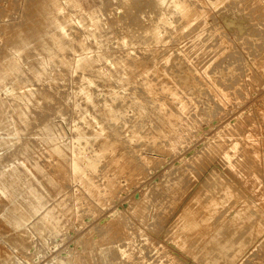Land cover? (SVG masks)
Returning a JSON list of instances; mask_svg holds the SVG:
<instances>
[{
	"label": "bare ground",
	"instance_id": "1",
	"mask_svg": "<svg viewBox=\"0 0 264 264\" xmlns=\"http://www.w3.org/2000/svg\"><path fill=\"white\" fill-rule=\"evenodd\" d=\"M116 1L117 3L112 4V0H19L21 22L8 24L10 25L7 26L8 28L0 25V133L4 132V135H0V149L5 152L12 150L11 153L8 152L9 155L5 154V157L11 160L19 156L22 158V161L17 163L20 166L15 164L16 167L11 169L7 168L8 163L6 166L0 160V264L28 263L27 251L32 248L31 242L34 236H39V241L43 243L50 237L58 238L65 226L61 222L63 215L70 212L74 218L83 217L82 211L85 208L79 211L82 207V198L75 196L78 190H82L97 206L105 207L104 203L108 204L106 199L114 200L118 192L125 189L124 183L122 185L118 183L120 177L129 182L126 184L127 187L134 188L135 194L129 197V204H133V210L130 208L132 212L128 208L121 213L119 211L122 207L118 206L113 209L116 211L112 215L109 214L110 212H105L109 217L99 218L97 225L95 221V225L93 222L91 224L93 226L87 230L84 229L85 226L80 228L78 235L75 233L79 230L75 232L72 229L75 232L73 241L68 233V238L65 236L67 240L72 241L71 247L65 251L61 249L64 251L61 257L55 256L60 253L55 250L56 254L50 264H103L110 251L117 253L119 260L120 257H124L130 259L133 264H144L143 253L140 257L137 255L139 261H134L137 256L133 257V253L136 252L132 250L137 239L131 241L132 236L128 230L134 228V226L131 228V223L127 221L131 215L139 219L141 224L136 225V231L144 237L146 247L156 249L160 264H179L180 258L172 248L181 252L190 264H229L248 246L232 264L246 253L244 258H247L255 243L260 241L259 244L264 246V239L261 240L264 224L257 211L259 202L257 205L250 201L248 192L233 179L232 174L223 165L216 162L208 168L206 166L205 170L200 158L203 154L196 153L194 160L188 159L191 160L189 162L191 164H185L186 169L181 165L177 170L175 166L172 167L173 170L171 168L167 170L166 174L169 175L178 172L180 168L179 174H175L176 177L163 186L162 192H158L157 189L152 194H147L148 188L147 190L144 189L145 187L141 188L143 185L140 180L143 178L145 180L149 175L148 170L161 165L162 158H166L169 154L180 157L179 165L188 163L182 154L177 156L185 143V138L193 137L197 132L202 133L200 127L203 124L208 129L210 122L216 119L218 112L226 106L224 104L235 95L241 98L242 95L245 97L249 94L247 82L243 84L238 82L243 67L235 63L249 57L239 54L238 49L242 48L245 41L242 40L243 43L239 44L241 41L237 42V40L245 34L243 31L245 20L252 22V29L257 31L256 33L260 31L256 26H264V0ZM104 9L107 11L106 19L102 16ZM148 10L149 18L145 19ZM206 15L211 16L215 28L219 26L221 27L219 29H222L221 39L213 40L220 41V46L222 43L226 44V47L224 46L226 50L229 47L231 49V46L233 49L230 52L224 50L226 53L222 52L224 55H219L218 59L215 57L217 59H214L215 62L206 57L209 59L201 64L203 59L198 57L197 63L194 60L195 56L193 60L200 65L198 67L191 61L189 54L190 52L192 54L196 48H186L188 46L182 44L193 35L204 39L207 33L204 32L203 36L200 33L204 30L203 20L207 19ZM73 23L78 26L73 27ZM73 28V32L68 31ZM208 35L211 36L209 33ZM259 43L256 42L258 44H255L256 50L253 49L258 52L253 54V57L252 54L250 56L254 62L248 61L250 67L253 65L256 69L253 80L257 82L264 80V40ZM250 44L252 47V42ZM245 46L250 52V47ZM198 48L201 50L205 46L201 45ZM237 54L240 56H236ZM232 65L240 66L242 72L237 71L238 67ZM245 80L249 79L245 78ZM59 81H62L64 86L70 84V88L59 91L57 88L62 86ZM4 95L5 99L2 97ZM202 96L207 97L202 101ZM249 106L251 107V104ZM239 115L233 116L231 121L233 129H229L230 132L217 134L221 140L216 139L219 142L214 143L215 146L212 147L214 149L210 152L220 154V157L225 159L227 167L229 166L231 171H236L248 183V152L245 149L250 145L248 144L250 128H246L250 119L248 120V112L245 114L247 116ZM73 116L78 118L79 123L72 121ZM66 117L70 134H67L62 125L55 121L56 118ZM31 135L37 138L34 143L43 145L47 157L54 160L49 163L52 169L50 172L44 169L46 166L43 167L33 160L36 158L33 157L36 145L31 144ZM192 140L194 142V137ZM1 156L2 159L3 155ZM5 157L4 159H7ZM26 161L31 163L34 173L30 170L31 167L30 169L24 167ZM250 166L251 169L252 165ZM194 167L200 177L193 173ZM188 172L191 175L187 179L185 174ZM35 173L38 175L36 176ZM38 176L41 178L38 179ZM101 176L106 181L104 186L101 184L103 188L97 182ZM186 179L190 183L183 190L182 196H178L184 188ZM251 183L253 188H257L261 181L254 177ZM69 187L76 188L73 192L67 193L72 191ZM50 194H55V197L62 195L63 198L53 201L49 206ZM66 194L71 196L69 198L71 203L67 204ZM146 194L168 200L165 208L168 203H175L169 220L170 229L161 233V238L167 241L166 246L157 245V240L153 241L143 228V225L149 222L151 224V221L146 223L147 220L155 218L152 214L154 211L149 216V213H145L147 208L149 209L148 203V207L144 206L143 209L142 202L145 204L146 198L149 197ZM154 198L152 201L156 202ZM83 206L87 208L85 204ZM87 209L89 211L90 207ZM160 209L159 213L162 210ZM92 211L96 212L94 209ZM116 215L122 218L121 221H115ZM70 217L72 216L67 218L71 223ZM90 217L93 216L90 214ZM251 221L253 223L248 230ZM87 223L85 225L88 227ZM127 225L131 226L128 228ZM155 225L157 226L156 223ZM81 229H84V232H81ZM69 233L73 232L69 231ZM135 237L138 238L137 234ZM70 240L67 244H70ZM206 243H210V246H204ZM34 247L36 249V246ZM63 247L65 249L66 245ZM150 250L152 252V249ZM141 251L139 249L137 252L140 254ZM244 258L238 264H241ZM113 259L110 257L108 261L116 262L117 259ZM121 260L124 264L125 259ZM120 261L118 263L122 264ZM128 262L130 264V261Z\"/></svg>",
	"mask_w": 264,
	"mask_h": 264
},
{
	"label": "rangeland",
	"instance_id": "2",
	"mask_svg": "<svg viewBox=\"0 0 264 264\" xmlns=\"http://www.w3.org/2000/svg\"><path fill=\"white\" fill-rule=\"evenodd\" d=\"M13 1V2H12ZM15 3V4H14ZM111 3V2H110ZM115 3H117V1L116 0H112V4H115ZM5 5V6H4ZM17 5V6H16ZM99 6V5H98ZM5 7V8H4ZM17 7V8H16ZM2 8V9H1ZM11 8V9H10ZM19 8V9H18ZM10 9V10H9ZM14 9V10H13ZM18 9V10H17ZM7 10V11H6ZM4 11V12H3ZM104 11V12H103ZM102 11V13H104V15H102L103 16V18H105L106 19V17H107V11H105V9ZM1 12H2V14H1ZM21 6H20V2H19V0H0V25H5V27L6 28H8L7 26H10V25H12V24H17V23H20L21 22V20H22V16H21ZM106 12V13H105ZM149 10L146 12L147 14H145V19H147V18H149ZM210 15V14H209ZM209 15L207 16H205V18H207V19H204L203 21L205 22V27H204V30H203V32L202 33H200V35L201 36H203L204 35V32L205 33H207L206 35H204V39H203V37H196V36H190L189 38H187L185 41H184V43L182 44V45H185V46H188V47H186V48H190V49H192V48H196V50L195 51H193V53L191 54V52L189 53L190 54V59H191V61L194 63V64H196L198 67H200V65L199 64H197L198 62V57L199 58H201V59H203L202 60V62H200L201 64L203 63V62H205L206 63V61H207V59H209V58H211L210 59V61H213V62H215L214 61V59L215 60H217L218 59V56L219 55H224L226 52H224V50L225 51H227V52H230L233 48H232V46H231V49H230V47L226 50V44H224V43H222L221 44V46H223V47H221L220 46V41H218V40H220L221 39V31H222V29H219V28H221V27H219V26H217V28H215L214 26H215V24H214V21H213V19L211 18V16L209 17ZM5 16V17H4ZM6 17L7 18H9V19H6ZM19 17V18H18ZM9 20V21H8ZM210 20V21H209ZM206 21H207V23H206ZM13 22V23H12ZM217 22H219V21H217ZM211 23V25H212V29H211V25H209ZM244 23H245V30H243L244 31V36H240V38H238L239 40H237V42L238 41H241V42H239V44L240 43H243V41L242 40H244L245 41V43H243L242 44V48H240L239 47V49H238V51L240 52H238L237 51V53H239L241 56L242 55H244L246 58H247V56L249 57V59L247 58V59H245L244 61H239V63H235V64H239L240 66H241V68L243 69H241V68H239L240 66H238V65H236L237 67H238V69H237V71H239V72H242L243 73V77H242V73H241V77H240V81H238L239 83L241 82V84H243L244 82H247V92L249 93L248 95L246 94V98L244 97V95H242V97H244V99L242 98H240V97H235L234 95H232V96H234L235 97V99H234V97L233 98H231L228 102H227V104H224V106L226 107H224L223 108V110L222 111H219L218 112V114H217V117H216V119H214L212 122H210L211 124L208 126V129H206L205 128V125H204V127H203V125H202V127H200V131L202 132V133H200V132H197L196 134H195V132H194V134L195 135H193V137H194V142H193V140H192V136L190 137V136H187L186 138H189V139H187L186 140V138H185V143L182 145V149H180L179 150V152L177 153V156L179 155V154H182L183 155V157L185 156V158L187 159V160H185L186 162L188 161V163H182V164H180L179 165V159H180V157L179 158H177V157H175V156H173V155H171V154H169V155H167V157L165 158H162V164L161 165H158V167H154L153 169H150V170H148V173H149V175L147 176V177H145L146 179L145 180H143V179H141L140 180V182H141V185H143L141 188H144L145 190H147V188H148V191H147V194L148 193H153L154 192V190L156 191L157 189H158V192H162V188H163V186L164 185H167L168 183H170L171 181L170 180H172L173 178H175L176 177V175L175 174H179L178 172H179V170H180V168H179V170H178V172H176V173H172V174H169V175H167L166 173H167V170H173V168L172 167H174L175 166V168H176V170H177V168H178V166L179 167H181V165H184V167H185V169H186V165L185 164H191V163H189V162H191V160H194L195 159V157L197 156V155H202L200 158L202 159H200L201 161H199V162H201V164H202V166L204 167V169L206 170L208 167H210L212 164H214V163H216V162H218V163H220L221 165H223V167L224 168H226V170L228 169L229 170V173H231L230 175L232 176V177H234L233 179L238 183V184H240L247 192H248V198L250 199V201L252 202V203H255V204H257L258 202V208H257V211L259 212V217H260V219H262L263 220V224H264V186H263V183H264V154H261V153H264V80L263 81H260V82H257V81H255V80H253L254 78H255V73H256V69L254 68V66L252 65L251 67H250V63L248 64V61H250V60H252V57H253V54H256V52H258V50L255 52L253 49H255L256 50V46H255V44H256V42L257 43H262L263 42V40H264V29L262 30V28H264V26H262V25H260V26H256L257 28H258V30H260L258 33H256L257 31H255V30H253L252 29V27H253V25L251 26V23L252 22H249V20L247 21V20H245L244 21ZM247 23H249V24H247ZM8 24H10V25H8ZM208 25H209V27H208ZM72 26V25H71ZM76 26H78V25H76L75 23H73V27H76ZM262 26V27H261ZM215 28V32H213L214 31V28ZM209 30H207V29ZM248 28H250V29H248ZM210 29H211V31H210ZM247 29V30H246ZM252 29V30H251ZM219 30V31H218ZM69 32L71 31V32H73L74 31V28L73 29H70V30H68ZM206 31H208V32H206ZM263 33H262V32ZM219 32H220V34H219ZM249 32V33H248ZM251 32V33H250ZM208 33L211 35V36H209L208 35ZM213 33V34H212ZM248 33V34H247ZM255 33V34H254ZM261 33V34H260ZM220 35V36H218V35ZM252 34V35H251ZM259 34V35H258ZM214 35V36H213ZM258 35V36H257ZM205 36H207V37H205ZM209 36V37H208ZM218 36V37H217ZM248 36H249V38H248ZM251 36V37H250ZM257 36V37H256ZM195 37V38H194ZM211 37V38H210ZM220 37V38H219ZM243 37V38H242ZM255 37V38H254ZM263 38V40H262V38ZM199 38V39H198ZM201 38V39H200ZM206 38H208L207 40L210 42V43H208V41L206 40ZM217 39L218 38V40H216V42H217V46L215 45V40H213V39ZM248 38V40L246 41V39ZM253 38V39H252ZM258 38L260 39V40H258ZM190 39V40H189ZM198 39V40H197ZM212 39V40H211ZM257 39V40H256ZM189 42H188V41ZM196 40V41H195ZM201 40V41H200ZM203 40V41H202ZM206 40V41H205ZM253 40V41H252ZM255 40V41H254ZM195 41V42H194ZM198 41V42H197ZM199 41H200V43H199ZM211 41H212V43H211ZM214 41V42H213ZM190 42H192V43H190ZM197 42V43H196ZM205 42V43H204ZM246 42H248L247 44H246ZM252 42V47H250V43ZM199 43V44H198ZM259 43V44H260ZM192 44H193V46H192ZM198 44V47L199 46H201L202 45V47H204L205 46V48L207 47V44H209V47H207L206 49L204 48V49H199L196 45ZM203 44H204V46H203ZM250 44V45H249ZM181 45V46H182ZM245 45H247V46H249L250 48H249V51L251 52H248V48L245 46ZM256 45H258V44H256ZM195 46V47H194ZM212 46V47H211ZM213 46H214V48L216 49H214L213 48ZM225 46V47H224ZM230 46V45H229ZM241 46V45H240ZM192 47V48H191ZM221 47V48H220ZM247 48V50H246V48ZM218 48V49H217ZM243 48H245V49H243ZM189 49V50H190ZM198 49H199V51L201 52H199L198 51ZM208 49H210V51L208 50ZM220 49V50H219ZM264 49V48H263ZM194 50V49H193ZM206 50V51H205ZM219 52H218V51ZM234 50H235V48H234ZM237 50V49H236ZM242 50H243V52H242ZM198 51V52H197ZM212 51V52H211ZM214 51H216V52H218L217 54H215L216 52H214ZM195 52V53H194ZM208 52V53H207ZM210 52V53H209ZM222 52H224V54L222 53ZM242 52V53H241ZM254 52V53H253ZM198 53H200L201 55L203 54V58L201 57V55L199 56V54ZM222 53V54H221ZM250 55H249V54ZM263 53H264V50H263ZM205 54V55H204ZM213 54L215 55L214 57H213ZM251 54H252V57H250L251 56ZM240 55H236V56H240ZM195 56H196V58H195ZM204 56H205V59H204ZM193 57V58H192ZM206 57H209V58H207L206 59ZM217 59H216V58ZM195 58V59H194ZM196 60V62L194 61V60ZM206 60V61H205ZM210 61H208V62H210ZM192 62H190V63H192ZM252 63L254 62L253 60L251 61ZM192 63V64H193ZM245 63V64H244ZM245 67H244V66ZM249 65V66H248ZM235 65H232V67H236ZM236 67V68H237ZM249 67V68H248ZM251 68H253V69H251ZM240 69V70H239ZM242 70V71H241ZM247 72V74H246V72ZM250 70L251 71H253V72H250ZM249 71V72H248ZM238 73V72H237ZM250 73H252L251 75H250ZM239 74V73H238ZM249 75V76H248ZM253 75H254V78H253ZM246 79H249V80H245V78ZM252 77V78H251ZM242 78H243V80H242ZM251 78V79H250ZM251 80V81H250ZM255 81V82H254ZM60 82V81H59ZM249 82V83H248ZM263 84H262V83ZM35 83V82H34ZM61 83V84H60ZM59 84L60 85H62L61 87L59 86V88H57L59 91H66L68 88H70V84H66L65 86H64V83L61 81ZM254 85V87H253V85ZM261 86H260V85ZM68 85V86H67ZM257 85V86H256ZM250 86H252V87H250ZM251 88V89H250ZM255 90H257V91H254V89ZM259 88H261V89H259ZM63 89V90H62ZM263 89V90H262ZM251 90V91H250ZM252 91H254V92H252ZM242 94H244V92L242 91ZM250 94H252V95H250ZM255 95V96H254ZM252 96H253V98H252ZM2 97H4V99L6 98L5 97V95L4 96H2ZM206 97L207 96H202V101H203V99H206ZM259 97V98H258ZM240 98V99H239ZM255 98V99H254ZM261 99V100H260ZM237 100V101H236ZM241 100V101H240ZM250 102H252V103H250ZM251 104V107L249 106L250 104ZM223 104V103H222ZM248 104V105H247ZM258 104V105H257ZM222 106V105H221ZM246 106H247V108H246ZM249 106V107H248ZM249 108V109H248ZM263 108V109H262ZM225 109V110H224ZM254 110V112L252 111V110ZM242 112H241V111ZM244 110V111H243ZM258 110V111H257ZM261 110V111H260ZM241 112V113H240ZM248 112V125L246 126V128L247 129H249V132L250 133H252L251 134V136H254V137H251L250 136V133L248 132V134H249V136H248V144H250V145H248V147L249 148H246L245 150H246V152H248V183H249V181L251 180H253V178L254 177H256L257 179H259V181H261V184H260V186H258L257 188H258V190H257V188H253L252 186H251V181H250V183L248 184V183H246L245 182V179L244 178H242L236 171H231L230 170V168H229V166L227 167V164H226V161H225V159L223 160L221 157H220V154H218V153H216V152H210V151H212L214 148H212L213 146H215V144L217 143V142H219L221 139L220 138H218L219 136L217 135L218 133L219 134H223V133H226V132H230V130L229 129H231L232 128V123H231V121H232V119H233V116L235 117V115L237 116V115H239V116H241L242 117V115H245L246 113ZM243 113V114H242ZM250 113V114H249ZM251 115V116H250ZM256 115V116H255ZM245 116H247V115H245ZM68 117V116H67ZM67 117L65 118V119H61V118H59V119H57L56 118V122L57 123H59V125L62 127V128H64V130L66 131V133L67 134H70V129H69V127H68V125L67 124H69V122H68V119H69V117H68V119H67ZM255 117V118H254ZM262 117H263V120H262ZM75 118H77L76 116H73L72 117V121L75 123H79L78 122V118L77 119H75ZM67 119V120H66ZM66 120V121H65ZM252 120V121H251ZM251 121V122H250ZM65 122V123H64ZM227 122V123H226ZM262 122V123H261ZM253 125H252V124ZM260 123V124H259ZM221 124H223V125H221ZM226 124V125H225ZM257 124H259V125H257ZM230 125V126H229ZM251 127H250V126ZM256 125H257V127H256ZM218 126H219V128H218ZM221 126H223V128L221 127ZM253 126H255V128H253ZM217 127V129H215ZM229 127V128H228ZM258 127H260L259 129H258ZM203 128V129H202ZM225 128V129H224ZM253 128V129H252ZM263 128V129H262ZM205 129V130H204ZM214 129H215V131H214ZM220 129V130H219ZM233 129V128H232ZM231 129V130H232ZM226 130V131H225ZM253 130V131H252ZM259 130V131H258ZM214 132H215V135H214ZM33 133H35V132H32V134ZM261 133H262V135H261ZM200 134H201V136H200ZM0 135H4V132H2L1 131V133H0ZM255 135H257V137H255ZM197 136V137H196ZM214 136H215V138H214ZM218 136V137H217ZM260 136H262V138L260 137ZM259 137V138H258ZM31 138H32V142H31V144H33L34 143V140H37V138L35 139V137L33 136V135H31ZM34 138V139H33ZM212 138H214V139H212ZM244 138V137H243ZM251 138V139H250ZM257 138V139H256ZM198 139V140H197ZM219 140V141H217V140ZM258 139H260V140H258ZM215 140V141H214ZM211 141V142H210ZM251 141H253V143L251 142ZM262 141V142H261ZM186 142H188V143H186ZM213 142V143H212ZM196 143V144H195ZM215 143V144H214ZM243 143V142H242ZM251 143H252V145H251ZM256 143L259 145H256ZM261 143V144H260ZM187 144H188V146H187ZM194 144H195V146H194ZM204 144V145H203ZM205 144H207V145H205ZM36 145V146H35ZM209 145V146H208ZM245 145V144H244ZM34 150H33V157H36V158H33V160L35 161V162H37L38 164H42L43 165V167L44 166H46V167H44V169L47 171V172H50L52 169H51V166H49V163H52L54 160L53 159H50L49 157H47V154H46V152H45V150H43L44 149V147H43V145H41L40 143H38V145L36 144V143H34ZM184 146H186V147H184ZM202 146H203V148H202ZM211 146V147H210ZM254 148H253V147ZM263 146V147H262ZM42 147V148H41ZM192 147V148H191ZM260 147V148H259ZM38 148V149H37ZM200 148V149H199ZM202 148V149H201ZM210 148V149H209ZM253 148V149H252ZM262 148V149H261ZM40 149V150H39ZM190 149V150H189ZM256 149H259V150H256ZM195 150H200L199 152L197 151H195ZM249 150V151H248ZM251 150H253L254 152H255V154H254V152L253 151H251ZM261 150V151H260ZM263 150V151H262ZM1 151H2V153H1ZM44 151V152H43ZM205 151H207V152H205ZM5 151H3L2 149H0V157H2L1 155H3V158L1 159L0 158V160H1V163H3L4 165H6L7 163V165H9V166H7V168L8 169H11L12 167H16V165L15 164H17L18 162H21L22 161V158L19 156V157H16V158H12V160H11V158L9 159L8 157H5V154H6V156H7V154L9 155V153H11L12 152V150H10V152L9 151H7V152H5ZM9 152V153H8ZM43 152V153H42ZM195 152V153H194ZM252 152V153H251ZM259 152V153H258ZM4 153V154H3ZM38 153V154H37ZM197 153V155L195 156V154ZM200 153V154H199ZM153 154H155V153H153ZM157 154V153H156ZM215 154V155H214ZM45 155V156H44ZM191 155H193V156H191ZM211 155V156H210ZM39 156V157H38ZM41 156V157H40ZM191 156V157H190ZM205 156V157H204ZM254 156V157H253ZM4 157L5 158H7V159H4ZM258 157V158H257ZM177 158V159H176ZM191 159L190 161L188 160V159ZM214 158V159H213ZM263 158V159H262ZM4 159V160H3ZM40 159H44V161H42V160H40ZM211 159V160H210ZM220 159V160H219ZM251 159V160H250ZM3 160V161H2ZM6 160H8V161H6ZM10 160V161H9ZM14 160V161H13ZM15 160H16V162H15ZM223 160V161H222ZM250 160V161H249ZM255 160V161H254ZM41 161H42V163H41ZM184 161V162H185ZM255 163H254V162ZM171 162V163H170ZM198 162V163H199ZM211 162V163H210ZM252 162V163H251ZM261 162V163H260ZM14 163V164H13ZM26 164H24L25 166L24 167H26L27 169H30L29 167H31V163L30 162H25ZM46 163H47V165H46ZM173 163V164H172ZM257 163H259V164H257ZM10 164H11V166H10ZM28 164V165H27ZM169 164H171V166L169 165ZM225 164H226V167H225ZM254 164V165H253ZM15 165V166H14ZM250 165H252V168L250 169ZM256 165V166H255ZM17 166H20L19 164H17ZM206 166H207V168H206ZM167 167H168V169H167ZM260 167V168H259ZM48 168V169H47ZM171 168V169H170ZM258 168V169H257ZM156 169V170H155ZM164 169V170H163ZM185 169H183V170H185ZM256 169V170H255ZM33 173H34V170H32V167H31V169H30ZM154 170V171H153ZM161 170V171H160ZM175 170V169H174ZM194 172L193 173H195L196 174V176H199L200 177V175H198L199 174V172H198V170H196V167H194ZM204 170V171H205ZM249 170H251V171H249ZM255 170V171H254ZM152 171H153V173H152ZM196 171V172H195ZM253 171L255 172V173H253ZM157 172H159V173H157ZM185 172H187V171H185ZM184 172V173H185ZM198 172V173H197ZM235 172V173H234ZM258 172V173H257ZM109 174L111 173V171H109L108 172ZM162 173V174H161ZM192 173V172H191ZM251 173V174H250ZM161 174V175H160ZM166 174V175H165ZM188 176H187V175ZM185 174V176L187 177V179L188 178H190V172H188V173H186ZM235 174H237V175H235ZM256 174V175H255ZM257 174H259V175H257ZM35 175L37 176L38 174L37 173H35ZM155 175V176H154ZM160 175V176H159ZM165 175V176H164ZM159 176V177H158ZM237 176V177H236ZM240 176V177H239ZM251 176H253V177H251ZM258 176V177H257ZM261 178H260V177ZM150 177V178H149ZM198 177V178H199ZM263 177V178H262ZM38 179H40L41 177L40 176H38L37 177ZM100 179L99 180H101V181H97V182H99V184H100V187L101 188H103L102 186H104V182H106L105 180H104V178H102V176L101 177H99ZM120 178H122V179H120ZM119 179H118V183H120L121 185L123 184L124 186H125V189L124 190H120L119 192H118V195H116V197H115V199L113 200L112 198L111 199H109V201L106 199V203H108V204H106L105 205V203H104V206L105 207H102L101 205H99V206H97V204L94 202H91V201H93V200H91L90 198H87L88 196L82 191V190H78L77 192H76V194H75V196H77V197H80L81 196V205H82V207H80L79 208V211L81 212L82 211V209L83 208H85V209H83V211H82V213H84V215H82L83 217H81V218H74V216L70 213V212H68L65 216L63 215L61 218V222L65 225V226H63L64 228H62V233H60V236H58V238H53V237H50L45 243H43L42 241H39V236H34L33 238H32V242H31V245H32V248L30 249V250H28L27 251V260L29 261L28 263H22V264H50L51 262H52V260H53V256L56 254V252H55V250L56 251H60V253L58 252L55 256L57 257H61L62 256V253H64V251L67 249V248H70L71 247V243H72V241H73V239H74V237H75V234H79V232H80V228H84V226L86 227V228H84L85 230H87V229H89L90 227H92L93 225H91L93 222V224L95 225V221H96V225L98 224V222L99 221H97L99 218H101V219H105L106 218V216L107 217H109V214L110 215H112L113 213H114V211H116V210H113V209H115L116 207H122V209L120 210L119 208V212H121V213H123L124 212V210L126 209H128L129 208V211H130V208H131V210H133V204L131 205V204H129V197H132V195H133V193L135 194V191H134V188H130V187H127L126 186V184H128L129 182L128 181H126V180H124V178L123 177H120ZM96 179H98V177L96 178ZM164 179H166V180H168V182L166 181V180H164ZM186 179V180H187ZM250 179V180H249ZM120 181V182H119ZM143 181V182H142ZM147 181V182H146ZM162 181H165V182H162ZM243 181V182H242ZM145 182L147 183V184H145ZM154 184V186H153V184ZM156 183V184H155ZM190 183V181H186V183H185V185L183 186L184 188H182V190H181V192L179 193V195L178 196H182V192L184 193V191L183 190H185V187H187V185ZM244 183H246V184H244ZM101 184H102V186H101ZM161 184V185H160ZM183 184H184V182H183ZM67 185V184H66ZM66 185H65V187H66ZM152 187H151V186ZM245 185H247V186H245ZM123 186V187H124ZM250 186V187H249ZM160 187V188H159ZM261 187V188H260ZM69 188H72V191H70V192H67V193H71V192H73L74 190H75V188H73V187H69ZM251 188V189H250ZM68 190V187H67V189H66V191ZM255 190H257V191H255ZM129 191H131V192H129ZM249 191H251V192H249ZM146 192V191H145ZM257 192V193H256ZM82 193H83V195H82ZM129 193V194H128ZM252 193V194H251ZM253 193H256V194H253ZM77 194H79V195H77ZM146 194V196H149L148 198H146L147 200V202L144 204L143 202H142V204H143V209H144V206H146V207H148L147 206V203L149 204V209H150V211H148L149 209L147 208V212H145V213H149L148 214V216L152 213L153 215H154V217L156 218V220H155V218L153 219V220H151V219H149V220H147L146 221V223L147 222H149V221H151V224H150V222L149 223H147V224H145V225H143V228H144V230H145V233L147 234V235H149L150 234V237H152L153 238V241H155V240H157L156 242L158 243L157 245H160V246H166L167 245V241H165L163 238H161V233H163V232H165V231H169V229H170V224H169V220H170V218L172 217V213H173V209H174V206H175V203L173 202V203H171V204H169L168 203V205H166V207L167 208H165V204H167V201L168 200H165V199H161V198H158L156 195H151V194H149V195H147ZM66 195H68V194H66ZM250 195V196H249ZM51 196H52V198H51ZM56 195L55 194H53V195H51L50 194V197H49V201H48V205L50 206V204L52 205L53 204V201H56L57 199H59V198H61L62 197V195H59V197L57 196V197H55ZM84 196V197H83ZM152 196H156L155 198L154 197H152ZM253 196V197H252ZM261 198H260V197ZM263 196V197H262ZM71 196H67L66 198H65V200H67L66 202H67V204H68V202L69 203H71L70 201V198ZM63 198V197H62ZM151 198V199H150ZM152 198H154V199H156V200H154V201H159V202H161V203H159V202H157L159 205H155V204H157L156 202H153L152 201ZM252 198V199H251ZM263 198V199H262ZM52 199V200H51ZM86 199H87V203H89V204H87V203H85L86 202ZM150 199V201H148ZM161 199V200H160ZM259 199H261V200H263V201H261V200H258ZM3 200V199H2ZM89 200H90V202H89ZM85 201V202H84ZM108 201V202H107ZM256 201V202H255ZM153 202V203H152ZM92 203V204H91ZM109 203H113L112 205L111 204H109ZM151 203V204H150ZM85 204V206H87V208H89L90 207V209H89V211H92L93 209L96 211V212H94L93 213V211L90 213L89 211H88V209L86 208V207H84L83 205ZM99 207V209H101V210H99L97 207ZM155 205V206H154ZM261 205V206H260ZM93 206L96 208H93ZM106 206H108V209H106ZM157 206V207H156ZM164 207L165 208V210H164V208H162V207ZM155 208V210H154V208ZM82 208V209H81ZM162 210H161V209ZM92 209V210H91ZM98 209V210H97ZM106 209V211H104ZM112 209V210H111ZM159 209L162 211V212H164V213H162L161 211H160V213H159ZM109 210H111V211H109ZM169 210V211H168ZM85 211V212H84ZM102 211V213H97V212H101ZM156 211V212H155ZM158 211V212H157ZM105 212L106 213H109V214H105ZM130 212H132V211H130ZM167 212V213H166ZM85 213H86V215H85ZM97 213V215H95ZM157 213V214H156ZM159 213V214H158ZM70 214V215H69ZM90 214H91V216H93V217H90ZM258 214V213H257ZM103 215H104V217H103ZM69 216H72V217H70V221H72L71 223L68 221V218L67 217H69ZM86 216H88V217H86ZM102 216V217H101ZM130 216V215H129ZM63 217H64V220H63ZM134 217V216H133ZM132 217V215L128 218V223L130 222L131 223V225H127V227L129 228L130 226H131V228H133V226H134V230L132 229H128L129 231V233H130V235L132 236V240L131 241H135V239H137V242H134V248L133 247H131V249L133 248V250H132V252H136V254L135 253H133L134 255H133V257H136L137 255L140 257V255L143 253V254H145V255H143V257L146 259V258H148L147 260H145V259H143V261H144V264H147V263H153V264H160L161 263V261H158V259H159V256H157V253H156V249H154V248H148V247H146V243H145V239H144V237L143 236H141V234H139L137 231H136V225H138V224H141L140 222H139V219L137 220V218L136 217H134L133 218ZM262 217V218H261ZM84 218H86V219H84ZM112 218H113V216H112ZM112 218H110V219H112ZM161 218V219H160ZM77 219H79L78 220V223H77ZM92 219V220H91ZM121 219L122 218H120L118 215H116L115 216V221L116 220H120L121 221ZM91 222H90V221ZM134 220H137V221H135L134 222ZM87 221H88V223H87ZM153 221H156V222H154L153 223ZM67 222V223H66ZM87 224H89L88 225V227L85 225L86 223ZM166 222V223H165ZM72 225H70V224ZM74 223V224H73ZM77 223V224H76ZM80 223V224H79ZM85 223V224H84ZM129 223V224H130ZM134 225H133V224ZM155 223L157 224V226L155 225ZM253 223V221H251L250 222V224L248 225V230L250 229V225ZM107 224H108V222H107ZM149 224H150V226H149ZM67 225V226H66ZM69 225V226H68ZM77 225V226H76ZM146 225H147V227H146ZM107 226V225H106ZM68 227H69V229H68ZM70 227H71V229H70ZM146 227V228H145ZM151 228V229H149V228ZM78 228V229H77ZM153 228V229H152ZM64 229V230H63ZM72 229H74L75 230V232L76 231H78V233L76 232H74V230H72ZM84 229H81L82 231L81 232H84L83 230ZM156 231H155V230ZM159 229H161V230H159ZM152 230H154V232L152 231ZM64 231V232H63ZM68 231V232H67ZM69 231L72 233V234H70L69 233ZM66 232V233H65ZM69 234V238L70 239H72V241L70 240V239H68L67 240V238H68V234ZM75 233V234H74ZM132 233V234H131ZM135 233V234H134ZM159 233V234H158ZM73 234H74V236H73ZM136 234H137V236H138V238L137 237H135L136 236ZM65 236H67V238L65 237ZM36 237H38V238H36ZM62 237H63V239H62ZM72 237V238H71ZM155 237V238H154ZM51 238H53V239H51ZM35 239V241H33ZM51 239V240H50ZM66 239V240H65ZM139 239V240H138ZM140 239H141V242H139L138 243V241H140ZM144 239V240H143ZM155 239V240H154ZM264 239V234L262 235V237H261V240H263ZM62 240H64V241H66V242H63ZM69 240H70V244H67V242H69ZM158 241H160V242H158ZM41 242V243H40ZM47 242H48V244H47ZM53 244H51V243ZM126 242H128V241H126ZM143 242V243H142ZM259 242L260 241H258L257 243H255L254 245H253V247H252V249H251V251L248 253V257L246 258H244V256L247 254H245L243 257H241L239 260H237L234 264H238L243 258H244V260H243V262L241 263V264H264V246H261L260 244H259ZM55 243V244H54ZM65 243V244H64ZM35 244V245H34ZM58 246H57V245ZM62 244V245H61ZM64 244V245H63ZM138 244V245H137ZM143 244V245H142ZM257 244V245H256ZM50 245H52L51 247H50ZM66 245V247H65V249H64V247L63 246H65ZM137 245V246H136ZM145 245V246H144ZM207 245V247L208 246H210V243H206L204 246H206ZM34 246H36V249H35V247ZM41 246V247H40ZM43 246H45V248L43 247ZM56 246H57V249H55L56 248ZM128 246H131V245H128ZM139 246H142L141 248H139ZM143 246L145 247V248H147V250H145V248H143ZM159 246V247H160ZM203 246V247H204ZM38 247H40L39 249H38ZM48 247H50V248H48ZM60 247V248H59ZM168 247V246H167ZM202 247V248H203ZM248 247V246H247ZM246 247V248H247ZM42 248V249H41ZM128 248H130V247H128ZM168 248H172V247H168ZM246 248L243 250V252L246 250ZM34 249H35V251H34ZM38 249V250H37ZM47 249V250H46ZM51 249V250H50ZM59 249V250H58ZM61 249H63L62 251H61ZM137 249V250H136ZM139 249H140V251H141V253L139 254V252H137V251H139ZM150 249H152V252H151V250ZM175 252H177V254H178V256H179V258H180V260H179V264H182V263H184V264H190L188 261H187V259L185 258V256L181 253V252H179V251H177L176 249H174V248H172ZM256 249V251H254ZM258 249V250H257ZM53 250V251H52ZM68 250V249H67ZM128 250V249H127ZM135 250V251H134ZM260 250V251H259ZM32 251H33V253H32ZM39 251V252H38ZM41 251H42V253H41ZM44 251V252H43ZM129 251V250H128ZM145 253H144V252ZM50 252V253H49ZM52 252H53V254H52ZM115 252V251H114ZM242 252V253H243ZM31 253V254H30ZM40 253V254H39ZM241 253V254H242ZM263 255H262V254ZM29 254V255H28ZM44 254V255H43ZM52 255V256H50V255ZM109 254H111V255H109ZM240 254V255H241ZM249 254H250V257H249ZM253 254V255H252ZM255 254V255H254ZM30 255H32V256H30ZM47 255H49V257H47L46 259L44 258V257H46ZM107 255H109V258H108V256ZM106 255V259L103 261V264H106V263H108V264H116V262L118 263L121 259H125L124 261V264L125 263H127V264H129V262L128 261H130V264H133V262L130 260V259H126V258H124V257H120V260H119V257L117 258V253L115 254V253H113L112 251H110V253H108ZM117 255V256H116ZM141 255V256H142ZM239 255V256H240ZM257 255H259V256H257ZM113 256H115V257H113ZM136 257L137 258V260H136V258H135V260L134 261H139L140 259H139V257ZM145 256H147V257H145ZM156 256V257H155ZM239 256H237V258L239 257ZM252 256V257H251ZM33 257V258H32ZM38 257H40V259L38 258ZM110 257H111V259H117L116 260V262H112L111 260V262H109L108 260L110 259ZM255 257H256V259H255ZM49 258V259H48ZM236 258V259H237ZM249 258V259H248ZM252 258H253V260H252ZM32 259V260H31ZM39 259V260H38ZM157 259V260H156ZM235 259V260H236ZM259 259V260H258ZM38 260V261H37ZM44 260V261H43ZM48 260H50V261H48ZM234 260V261H235ZM251 261L252 263H249V261ZM254 260H255V262H254ZM47 261V262H46ZM108 261V262H107ZM122 261V262H121ZM120 261V263H122L123 264V260H121ZM182 261H184V262H182ZM233 261V262H234ZM247 261V262H246ZM40 262V263H39ZM46 262V263H45ZM155 262H158V263H155ZM180 262H182V263H180ZM188 262V263H187ZM233 262H231V263H229V264H232ZM257 262V263H256ZM149 263V264H150ZM151 263V264H152ZM119 264V263H118Z\"/></svg>",
	"mask_w": 264,
	"mask_h": 264
}]
</instances>
